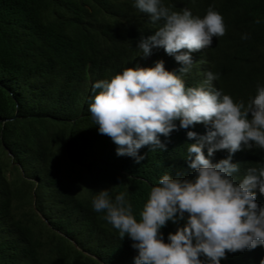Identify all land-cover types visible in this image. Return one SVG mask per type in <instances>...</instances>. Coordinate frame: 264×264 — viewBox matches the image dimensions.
Masks as SVG:
<instances>
[{
  "label": "trees",
  "instance_id": "trees-1",
  "mask_svg": "<svg viewBox=\"0 0 264 264\" xmlns=\"http://www.w3.org/2000/svg\"><path fill=\"white\" fill-rule=\"evenodd\" d=\"M165 4L201 17L211 5L226 25L212 47L193 53L186 86L210 70L219 73L218 89L246 101L264 84V0ZM154 31L132 0H0V264H133L132 241L100 219L91 197L105 188L127 191L138 214L161 175L191 174L183 157L194 141L186 131L206 132L202 124L174 130L161 137L166 150L142 148L139 164L117 156L98 133L88 112L92 83L161 59L170 71L179 67L162 48L139 56L140 35ZM175 227L162 229L165 238ZM262 257L258 246L228 253L221 264Z\"/></svg>",
  "mask_w": 264,
  "mask_h": 264
},
{
  "label": "clouds",
  "instance_id": "clouds-1",
  "mask_svg": "<svg viewBox=\"0 0 264 264\" xmlns=\"http://www.w3.org/2000/svg\"><path fill=\"white\" fill-rule=\"evenodd\" d=\"M132 6L155 27L140 35L139 56L162 48L179 67L170 71L161 59L92 83L88 112L98 133L116 145L117 156L139 164L147 155L142 148L166 150L161 137L174 130L202 124L206 132L186 131L194 141L185 144L183 157L191 174L161 175L138 214L127 191L110 188L95 192L91 209L121 240L132 241L133 264H221L228 253L264 247V84L246 101L218 89L219 73L210 70L186 86L193 53L225 35L223 16L211 5L202 17L187 7L173 10L165 0H132ZM169 222L176 227L165 238Z\"/></svg>",
  "mask_w": 264,
  "mask_h": 264
}]
</instances>
